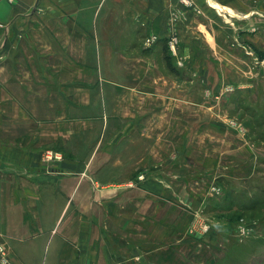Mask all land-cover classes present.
<instances>
[{"label":"crops","instance_id":"obj_1","mask_svg":"<svg viewBox=\"0 0 264 264\" xmlns=\"http://www.w3.org/2000/svg\"><path fill=\"white\" fill-rule=\"evenodd\" d=\"M190 1L188 8L177 0H0V25H4L0 26V57L7 51L0 63L14 68L15 59L21 61L19 55L13 56L18 48L24 66L22 75L8 68V73L0 75V97L10 101L9 114L21 116L20 122L28 126L25 134L9 129L8 140L0 138L1 147L13 149L0 158V244L5 245L10 264H111L125 260L124 238L118 234L126 220L119 205L127 204L128 199H120L129 193H135L137 199L152 194L137 189L140 185L121 188L116 182L132 179L136 169L152 167L151 161L167 157V147L192 153L193 135L199 126L207 135L200 133L196 138L214 139L215 135L209 136L210 128L226 122L214 112L223 105H214L216 101L207 102L197 94L212 85L211 63L201 60L198 78L187 81L167 56V21L173 5L186 21L180 31L184 37L189 38V32L208 20L214 24L219 18L213 16L206 0ZM208 1L220 11L248 14L238 28L241 42L264 54V28L254 33L259 13L250 8L255 4L252 0ZM22 20L26 21L23 25ZM248 31L250 36L245 39ZM19 34L24 35L20 43L15 38ZM152 35L158 42L146 47ZM187 48L192 51L190 44L185 51ZM195 64L190 68L197 67ZM219 66L220 62L214 68ZM67 67L79 72L84 67L91 75L88 79L66 77ZM232 67L236 70L237 66L233 63ZM221 74L217 84L223 79ZM247 83L248 87L230 93L228 99L247 101L258 82L251 79ZM81 91L84 99H73L67 105V94L78 97ZM71 106L70 118L75 123L105 116L104 124L86 131H104L105 149H98L97 159L84 164L77 160L72 164L70 158L67 162L63 157L43 173L39 154L45 149L62 153L67 107ZM49 123L57 125L54 140L40 142ZM222 124L216 126L223 129ZM36 128L41 137L35 134ZM204 152L202 160L209 164L199 167L198 174L207 176L208 172L209 178H223L212 172L220 163L219 156L211 166L210 154ZM189 165L182 164L181 172L170 171V167L157 169L151 177L179 181L192 173Z\"/></svg>","mask_w":264,"mask_h":264},{"label":"rangeland","instance_id":"obj_2","mask_svg":"<svg viewBox=\"0 0 264 264\" xmlns=\"http://www.w3.org/2000/svg\"><path fill=\"white\" fill-rule=\"evenodd\" d=\"M184 1L186 0H177V4L189 8L191 1L189 0L190 5H186ZM206 3L213 9V16L215 13L219 18L217 17L214 24L209 23V20L204 21L205 26L189 32V38L180 33L181 28L186 26L183 13L176 4L172 6L167 21L165 47L168 59L173 60L174 67L181 72L183 80L198 78L199 71L203 69L200 67L201 60H208L211 63L209 68L213 72L210 75L212 85L200 89V93L197 94L202 95L207 102L211 99L216 101L217 104L215 102L214 105H223L220 110L214 112L215 115L220 114L226 119V122H221L224 128L216 126L221 123L210 128L209 136L215 135L214 139L204 136L196 138V135H207L201 131L202 126H199L196 130L198 133L194 132L193 135L192 141L195 146L192 153L187 152V149L167 147L166 151L169 149V152H165L167 157L162 155L161 159L151 161L152 167L136 169L132 179L116 182L117 185L120 184L118 187L122 186L121 188L140 185L136 188L149 190L152 196L137 199L135 193H129L121 197L120 202L122 199H128L127 204L125 202L123 206L119 205V209L123 208L121 213L126 220L125 228L118 234L124 238L122 254H125V260H116L111 264H264V54L257 52L249 43L241 42L242 35L239 36L238 28L243 25L242 19L248 17V14L242 15L232 10L220 11L208 0ZM252 3H255L250 6L252 11L259 13L257 15L259 20L254 26L258 27L254 33H258L261 26L264 28V0H252ZM193 9L195 14H200L198 9L195 7ZM25 22L22 20V25ZM0 26L4 27L3 24ZM177 27L179 36L175 34ZM249 33V31L244 33L245 39L249 38ZM153 36L154 43L150 41ZM15 38L20 43L24 35L19 34ZM158 39L156 35L148 37L145 46L154 45ZM187 44L192 46L191 52L189 48L185 51ZM6 55L7 51L0 59ZM17 55L21 61L15 59V67L9 65L6 68L22 75L24 66L18 48L13 56ZM194 61L197 67L194 66L193 69L190 65ZM219 62L222 66L214 68ZM233 63L237 66L236 70L232 67ZM6 68L1 62L0 75L9 72H5ZM81 69L82 72H79L76 68L67 67L65 76L79 75L83 79H88L91 70L84 67ZM219 72L223 73L221 74L223 79L217 84ZM233 78L236 80L233 81ZM251 79L256 80L258 86L255 89L254 85L255 90L249 92L247 101L228 99L230 93L248 87V83L244 82H250ZM233 82L235 85H232ZM223 83L225 86L220 88ZM182 85L180 84L178 88L182 89ZM77 94L78 97L67 94L69 97L67 105L72 103L73 99L78 98L82 101L86 96L82 91ZM41 104L42 101H39L38 107L42 109ZM11 108L10 101L0 97V138L6 141L9 138V129H18L22 131L19 133L25 134L28 127L25 121L20 122L21 116L9 114ZM73 109L72 106L67 107L66 133L63 139L65 148L62 153L48 149L53 154H58L60 158L53 157L42 161L43 151L39 154L43 173L63 157L70 158L72 164H76V160L77 163L84 164L97 159L95 154L98 149H105L107 136L104 131L86 132L91 130L90 126L95 128L99 124H104L105 116L86 123L84 121L75 123L71 115ZM54 129H57V125L49 123L45 127L46 134L43 137L38 128L35 134L41 137L40 142L54 140ZM247 142L251 145L245 144ZM249 146L252 151L249 150ZM7 147L9 146H0V158L13 150ZM2 148H5V151ZM46 151L45 149L44 152ZM203 152L210 154V160L213 161L210 163L211 166L216 165L219 156L220 166H216L218 170L214 169L212 172L217 173L214 177L223 175V178L218 179L220 176L209 178L208 172L207 176L198 174L199 167L209 164L208 160H202ZM66 161L68 162V159ZM182 164L191 165L189 167L192 173L183 176L185 179L173 181L164 180L162 178L165 177L162 176L151 177L154 170L168 167L170 171L181 172L179 167ZM219 171L221 173L218 174ZM155 196H161L162 200L157 198V201ZM102 215L104 217V212ZM108 216L111 217L107 219L111 220L112 215ZM6 252L10 264L7 249Z\"/></svg>","mask_w":264,"mask_h":264},{"label":"built area","instance_id":"obj_3","mask_svg":"<svg viewBox=\"0 0 264 264\" xmlns=\"http://www.w3.org/2000/svg\"><path fill=\"white\" fill-rule=\"evenodd\" d=\"M189 2H190L189 0L184 1V3H185L186 5H190ZM154 40H155L154 36L151 37L150 41H151L152 43L155 42ZM53 157H54L55 159H59V158H60L58 154H53L51 151H46V152L42 155L41 159H42V161H46V160H49V159H51V158H53ZM0 264H8V260H7V252H6L5 247H4L2 244H0Z\"/></svg>","mask_w":264,"mask_h":264}]
</instances>
